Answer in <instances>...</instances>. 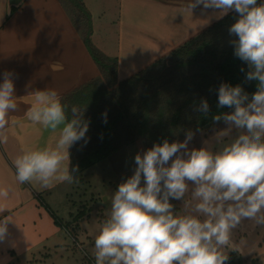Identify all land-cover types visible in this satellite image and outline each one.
Listing matches in <instances>:
<instances>
[{
    "label": "clouds",
    "instance_id": "9594fccd",
    "mask_svg": "<svg viewBox=\"0 0 264 264\" xmlns=\"http://www.w3.org/2000/svg\"><path fill=\"white\" fill-rule=\"evenodd\" d=\"M201 5L204 10H220L217 18L232 10L239 16L229 28L237 38L231 43L234 55L248 64L246 80L257 81V91L249 100L240 85L222 83L218 107L234 110L213 117L228 125L221 137L233 128L240 130L239 135L215 152L206 147L189 150L194 135L189 130L183 142L165 139L143 155L137 153L134 174L118 185L110 213L95 237V264H226L229 257L223 249L230 245L232 230L245 219L264 225V3L189 0L187 8ZM14 92L13 74L5 71L0 82V142L7 140L2 133L10 113L18 110ZM29 95L28 120L50 131L54 143L19 155L14 160L16 179L21 185L35 182L40 190L71 184L79 166L70 167L69 150L81 140L88 142L90 121L76 106L69 116L55 89ZM195 110L206 114L207 100ZM102 116L106 123L107 111ZM189 181L195 187L185 199ZM7 196V190H0V197ZM170 198L184 200V215L173 212ZM8 221H0V241L7 235Z\"/></svg>",
    "mask_w": 264,
    "mask_h": 264
},
{
    "label": "crops",
    "instance_id": "0c3cea01",
    "mask_svg": "<svg viewBox=\"0 0 264 264\" xmlns=\"http://www.w3.org/2000/svg\"><path fill=\"white\" fill-rule=\"evenodd\" d=\"M82 2L91 16L93 45L117 58L118 82L221 19L217 18L218 9L204 10L201 5L190 11L189 0ZM5 71L13 74L18 110L10 113V123L2 133L7 140L0 142V190L8 192L6 198L0 197V221L9 219L7 235L0 241V264H89L83 260L77 240L67 227L78 209L69 198L72 183H57L50 190H40L35 182L21 185L14 165L24 151L54 143L50 131L28 120L29 93L50 88L62 99L102 76L63 0H0V82ZM227 127L221 120L194 134L203 135L206 141L215 135L216 139L212 138L206 147L215 152L239 135L240 130L233 128L221 137ZM134 145L126 148L133 151ZM110 157L86 172H112ZM194 187L189 185L185 199L191 198ZM105 197L101 199L105 201ZM172 205L177 215L187 211L184 200L174 199ZM99 207L95 205L85 221L72 222L76 229L81 228L87 251L94 256L93 264L95 236L103 223L100 217L105 215H98ZM223 251L229 257L226 264H264V225L242 220L232 230L230 245Z\"/></svg>",
    "mask_w": 264,
    "mask_h": 264
},
{
    "label": "trees",
    "instance_id": "16d2710c",
    "mask_svg": "<svg viewBox=\"0 0 264 264\" xmlns=\"http://www.w3.org/2000/svg\"><path fill=\"white\" fill-rule=\"evenodd\" d=\"M63 2L102 74L61 99L69 116L76 106L90 121L88 142L81 140L69 150L70 167L78 165L79 173L138 139L146 150L165 139L180 142L189 130H202L214 123V116L232 112L234 109L218 107L222 83L240 85L249 100L257 91V81L246 80L248 64L234 55L231 41L237 38L229 34L230 26L239 18L234 10L166 56L118 82L117 58L93 45L91 16L82 0ZM262 3L264 0H257L258 5ZM202 99L209 105L206 114L195 110ZM105 111L106 123L102 116Z\"/></svg>",
    "mask_w": 264,
    "mask_h": 264
},
{
    "label": "rangeland",
    "instance_id": "374dc122",
    "mask_svg": "<svg viewBox=\"0 0 264 264\" xmlns=\"http://www.w3.org/2000/svg\"><path fill=\"white\" fill-rule=\"evenodd\" d=\"M185 138L180 142H183ZM212 138L216 139L215 135L210 136L207 142L203 135L194 134L193 139L188 144V149L191 150L193 148L199 149L201 147H207V144L211 140H213ZM133 144H135L133 151H130V148H126V146L128 145H125L120 148L121 149L120 151L116 153L114 152V154L111 155L110 160L113 166L112 172L110 173H108L107 171L102 172L99 171L100 170L99 169L93 172H86L85 170L77 174V180L72 183L70 190L71 192L69 195V198L71 199L74 208L75 207L78 208L77 210L74 211V214H72L71 221L73 223L85 221L86 215L89 214V212L92 210V208L95 205L100 206L99 207L100 211L99 210L97 211L98 215H100L101 212L105 214V215H101L103 216L100 217V220L102 218L101 222H104V219L108 217L111 210L112 197L114 192L117 190L118 185L134 174V170L136 167L134 161L135 155L137 153L143 155V153L146 151L143 141H141L140 139H138ZM174 158L175 157H173V159ZM170 164H171V160L169 161V166ZM143 184L144 181L142 178L141 186H143ZM188 184L192 185L193 183L189 181ZM103 195L108 197L109 200H107L105 197L104 198L105 201H103L101 199ZM173 200L174 199L170 198L169 202L172 204ZM79 209L81 211H78ZM174 211L175 210L173 208V212ZM72 222H69L67 227L71 229L70 232L72 236L77 240L80 249V254L83 255V260L88 261L89 264H93L94 256H92L93 254L91 252L87 251L86 248L87 241L84 238V234L82 233V231H80L81 228L76 229V227ZM92 223L93 222H91V225H93Z\"/></svg>",
    "mask_w": 264,
    "mask_h": 264
}]
</instances>
